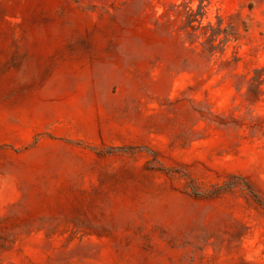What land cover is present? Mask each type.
Here are the masks:
<instances>
[{"label":"rangeland","instance_id":"374dc122","mask_svg":"<svg viewBox=\"0 0 264 264\" xmlns=\"http://www.w3.org/2000/svg\"><path fill=\"white\" fill-rule=\"evenodd\" d=\"M0 264H264V0H0Z\"/></svg>","mask_w":264,"mask_h":264}]
</instances>
